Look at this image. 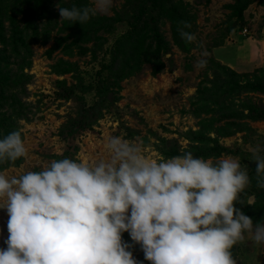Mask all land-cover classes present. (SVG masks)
Returning a JSON list of instances; mask_svg holds the SVG:
<instances>
[{
	"label": "rangeland",
	"instance_id": "374dc122",
	"mask_svg": "<svg viewBox=\"0 0 264 264\" xmlns=\"http://www.w3.org/2000/svg\"><path fill=\"white\" fill-rule=\"evenodd\" d=\"M140 1L113 0L109 13L81 25L60 21L58 6L94 8V0H0V138L19 131L29 153L0 171L19 176L63 158L95 163L108 158L111 136L157 161L176 150L234 158L251 180L236 207L264 223L253 159L264 156V119L250 111H264V0H174L176 11L166 7L159 23L162 45ZM181 21L192 43L177 31ZM7 222L0 209V249ZM130 250L150 264L139 245ZM233 254L238 264H264V245L250 236Z\"/></svg>",
	"mask_w": 264,
	"mask_h": 264
},
{
	"label": "clouds",
	"instance_id": "9594fccd",
	"mask_svg": "<svg viewBox=\"0 0 264 264\" xmlns=\"http://www.w3.org/2000/svg\"><path fill=\"white\" fill-rule=\"evenodd\" d=\"M95 7H60V21L87 23L107 14L113 0ZM191 24L179 22L192 43ZM207 51L197 67L207 66ZM108 158L85 164L52 160L40 171H0V209L8 215L0 264H138L139 245L150 264H238L234 246L250 236L264 245V223L236 207L251 180L234 158L215 162L184 152L149 159L137 142L111 136ZM19 131L0 138V164L28 158ZM257 187L264 189V156L253 153ZM127 232L132 243L123 240Z\"/></svg>",
	"mask_w": 264,
	"mask_h": 264
},
{
	"label": "trees",
	"instance_id": "16d2710c",
	"mask_svg": "<svg viewBox=\"0 0 264 264\" xmlns=\"http://www.w3.org/2000/svg\"><path fill=\"white\" fill-rule=\"evenodd\" d=\"M168 8L172 11H176V7L174 4V0H141L139 3V6L137 8L139 15L143 16L144 14V20L146 18L151 19V32L152 36L154 38V41L158 43V45H162L164 43L162 34L160 32L159 23L161 21L162 12L165 8ZM242 8V7H241ZM241 8L239 9V12L241 13ZM179 17H182L178 15ZM118 54L116 55V59H118ZM114 66L118 67L116 63H114ZM251 116L256 115L259 119H264V111L261 109H257L255 106H251ZM255 116V118H256ZM192 139H194V134H191ZM196 139H198V134L196 135ZM219 149V147H218ZM174 152V151H173ZM175 155H182L183 153H179L177 150L174 152ZM0 168H3V165L0 166ZM256 178V177H255ZM261 191H258L256 194V197L258 198V201L264 200V189L259 188Z\"/></svg>",
	"mask_w": 264,
	"mask_h": 264
}]
</instances>
